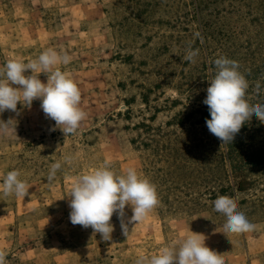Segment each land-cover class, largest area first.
<instances>
[{
	"label": "rangeland",
	"instance_id": "rangeland-1",
	"mask_svg": "<svg viewBox=\"0 0 264 264\" xmlns=\"http://www.w3.org/2000/svg\"><path fill=\"white\" fill-rule=\"evenodd\" d=\"M189 47L199 49L195 63L184 60ZM50 48L72 57L58 67L77 84L87 116L65 135L39 100L0 114L16 132L0 137V183L18 170L29 187L25 198L0 194L7 264H135L191 231L225 264H264V124L253 115L221 145L203 103L224 56L239 63L248 102L264 105V0H0V67ZM106 161L117 174L135 168L159 200L128 224L127 237L114 214L109 241L70 222L68 196L77 176ZM222 195L253 231L224 233L226 217L213 206Z\"/></svg>",
	"mask_w": 264,
	"mask_h": 264
},
{
	"label": "clouds",
	"instance_id": "clouds-1",
	"mask_svg": "<svg viewBox=\"0 0 264 264\" xmlns=\"http://www.w3.org/2000/svg\"><path fill=\"white\" fill-rule=\"evenodd\" d=\"M199 36L197 32L195 34ZM199 49L188 48L184 60L195 63ZM72 57L54 49L42 52L28 62L11 59L0 67V114L6 110L17 112L18 103L30 107L34 100L47 118L55 121L65 135L73 134L87 113L80 107L81 92L77 84L58 65H67ZM216 72L211 78L203 103L207 105L210 119H206L209 132L221 141V145L232 143L242 126L253 115L264 124V105L252 104L246 99L249 83L240 71L235 60L220 56L214 60ZM30 70L29 75H25ZM47 76L44 83L40 74ZM256 89L259 92L260 83ZM15 132L14 120H0V137L11 136ZM16 133V132H15ZM74 158L66 156L64 164H72ZM62 162L51 164L48 182L56 178ZM0 194L5 197L25 198L29 195L27 182L20 179V172L12 170L0 183ZM69 219L73 225L91 228L102 240L112 239L114 226L110 222L116 214L121 222L123 234L129 233L128 224L142 222L159 204L157 190L146 177L135 168L129 167L124 174H117L109 162L77 176L68 195ZM126 206L132 211L125 222ZM214 211L223 214L226 222L224 233L241 234L255 229L242 212L237 211V203L230 196H218L213 201ZM203 234H186L178 242L165 245L158 254L139 255L135 264H225L223 256L205 244ZM0 264H7V253L0 250Z\"/></svg>",
	"mask_w": 264,
	"mask_h": 264
}]
</instances>
